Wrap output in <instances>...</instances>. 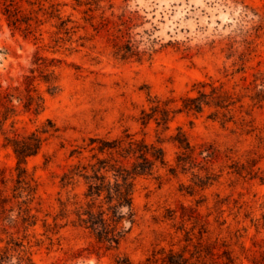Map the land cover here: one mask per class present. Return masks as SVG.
<instances>
[{
	"label": "rangeland",
	"instance_id": "1",
	"mask_svg": "<svg viewBox=\"0 0 264 264\" xmlns=\"http://www.w3.org/2000/svg\"><path fill=\"white\" fill-rule=\"evenodd\" d=\"M88 1L0 0V89L23 84L32 69L39 79L38 67L44 64L41 56L59 60L56 72L61 88L52 95L37 79L46 98L44 111L38 116L22 111L16 118L23 135L52 128V124L58 128L47 134L40 152L26 163L37 186L29 203L37 224L28 231L18 218L19 201L25 197L13 198L18 186L17 159L0 136V178H6L5 183L0 179V197L8 195L7 207L14 209L4 212L0 202V264H22L28 256L35 264H114L117 254L128 255L136 264L148 257L161 264V257L170 249L187 244L184 234L177 231L179 216L176 221L168 219L169 210L180 209L182 204L195 207L204 200L211 207L218 200L225 201L223 216L231 224L230 229L223 226L211 233V242L219 237L218 246L232 250L239 257L237 264H251L245 256L264 251V183L259 177L252 178V174L264 175V0ZM111 3L115 9L110 8ZM242 4L249 7L247 18H242ZM6 6L23 21L12 24L4 14ZM122 10H139L143 16L134 31L146 42L155 40L151 56L138 60L115 54L113 34ZM30 14L35 17L34 34L28 33L26 24ZM240 28L246 32L239 33ZM231 36H237L235 43ZM199 81H212L231 94L233 121L223 123L221 113L212 115L215 107H205L201 113H177L167 129L153 119L142 124V111L150 112L156 97L172 98L170 106L180 107L181 98L198 95L195 84ZM179 131L194 145L213 144L219 149L218 160L204 165L203 170L177 167L181 149L174 137ZM90 138L120 139L123 145L131 139L145 142L162 148L167 161L165 165L158 162L153 175L136 179V222L119 249L109 252L100 248L90 229L73 221L74 214L54 219L61 212L60 200L70 198L72 210L75 193L86 190L83 179L73 190V185L63 188L61 178L79 163L80 151L87 159L97 152L90 151ZM251 158L252 174L234 171L236 161L248 167ZM172 167L176 175L170 172ZM208 172L212 178L199 181L198 176ZM200 210L208 212L206 206ZM8 214L14 220L4 219ZM215 215L213 212L212 220ZM46 221L50 227L45 226ZM11 236L24 240L25 247L11 243Z\"/></svg>",
	"mask_w": 264,
	"mask_h": 264
},
{
	"label": "trees",
	"instance_id": "2",
	"mask_svg": "<svg viewBox=\"0 0 264 264\" xmlns=\"http://www.w3.org/2000/svg\"><path fill=\"white\" fill-rule=\"evenodd\" d=\"M75 1L78 4L84 2V0ZM102 1L104 0H89L86 3L100 4ZM110 8L115 9V4L111 3ZM5 9L4 14L12 24L18 25L23 21L18 12L12 10L11 7L6 6ZM241 12L242 18H247L249 7L242 4ZM112 15H114V10ZM117 17L119 22L115 25L113 34L115 36V54L121 59L137 57L138 60H142L147 55L151 56L152 52L155 51V40H147L148 42H146L140 32L134 31L143 18L139 10H122ZM34 19L35 17L30 14L26 20L28 33L30 34L36 33L32 23ZM107 19L108 17H105V20ZM63 22L65 23V21ZM245 32V28H240L239 33L243 34ZM145 33L147 32L145 31ZM230 39L235 43L237 36H231ZM39 59H42L44 63L38 67L41 69L39 79L35 75L36 70L32 69L31 74L25 76L23 84L9 85L0 89V136L4 137V146L12 148L17 159L16 182L18 186L13 189V198L25 197L19 201V205H21L18 218L24 224L26 231L37 224L36 215L31 213L32 208L29 204L35 198L37 186L33 184L34 180L28 174L26 163L30 157L40 152L47 140V134H54L58 131L57 127L51 125V121L50 127L52 128H37L26 135L21 134L16 127V118L22 111L38 116L45 109L46 98L36 83L37 79L47 86V91L52 95L59 93L61 90L56 72V62L59 60L43 56ZM195 87L198 89V95L184 96L181 98L182 105L180 107L170 106L174 102L172 98L161 100L156 97L152 102L151 111L145 109L142 111L140 118L142 124L146 125L153 119L158 126L162 125L167 129L169 128V122L177 113L182 111L201 113L205 107H215L216 111L212 115L217 117L221 113L223 123L234 120L235 116L231 108L234 101L231 100V94L223 86H216L212 81H199L195 84ZM148 96L151 99V94H148ZM9 121H11L10 129L7 128ZM90 140V145H93L90 151L97 150V152L93 153L90 159H87L88 157L80 151L79 163L75 164L69 171L64 172L61 178V186L65 188L73 185V190H75L80 179H83L86 190L82 194L75 193L76 200L72 203L74 205L72 210L69 208L70 198L67 201L60 200L61 212L54 219L56 221L60 216L65 218L68 213L74 214L76 219L73 221L90 229L100 248L104 249V252H109L119 249L121 241L132 230L136 222L133 199L136 179L144 175H153L156 172V164L160 162L165 165L167 161L162 148L138 140L131 139L127 145H123V140L120 139L108 141L100 138H90ZM174 140L181 149L177 157V167L183 170L187 166H191V168L198 166L200 170H203L206 169L204 165L213 164L219 158V149L213 144L194 145L183 131H179ZM196 152L202 160H198ZM115 154L119 157H116ZM85 159L88 160L87 163H85ZM253 161L252 158L248 160V167L240 160L236 161L234 171L237 174H242L247 170L249 174H252L249 167H251ZM202 162L205 164L200 166ZM255 165H257V162ZM255 165L252 164V166ZM261 169V167H258V170ZM170 172L176 175V168H170ZM256 177H259L264 183V175L252 174V178ZM198 178L202 182L203 179H211L212 174L208 172L204 177L198 176ZM0 179L2 183L6 182L5 176ZM9 201L10 197L8 195L0 197L4 212L14 211L12 207H7ZM204 201H198L195 207L182 204L180 209L169 210L171 214L168 219L176 221L179 216L178 223L180 225L177 226V231L184 234L183 240L187 244L179 250L170 249L167 254L161 257V264H237L239 257L234 256L232 250L218 246V241L221 240L219 237L215 242H211L208 237L217 228L222 229L223 226H226L227 229H230L231 227L228 219L223 216L226 212L225 201L218 200L213 207ZM200 206H206L208 212L204 214L200 210ZM229 210L232 211V208H229ZM213 212L216 215L212 220L211 215ZM230 214H234V212ZM237 217L238 215L235 214V218ZM4 219L14 220L13 214H8ZM215 224L217 226H214ZM45 226L50 227L51 224L46 221ZM194 239H196V242H194ZM2 241L3 239L0 236V243ZM11 243H14L17 247H25L24 240L21 242L14 236H11ZM191 246H193V249L190 248ZM223 246L225 247L224 244ZM242 248L248 250L244 243H242ZM96 253L99 255V252ZM245 259L251 264H264V251L252 256H245ZM157 262L152 257H148L143 264H159ZM22 264H35V262L28 256ZM114 264L136 263L128 255L117 254L114 257Z\"/></svg>",
	"mask_w": 264,
	"mask_h": 264
}]
</instances>
